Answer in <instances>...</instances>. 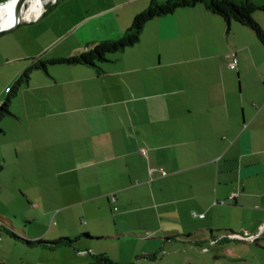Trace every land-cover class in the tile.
Segmentation results:
<instances>
[{"label": "crops", "instance_id": "0c3cea01", "mask_svg": "<svg viewBox=\"0 0 264 264\" xmlns=\"http://www.w3.org/2000/svg\"><path fill=\"white\" fill-rule=\"evenodd\" d=\"M136 1H59V17L42 25L45 10L10 31L0 47V104L29 78L0 120V173L19 170L10 183L28 202L80 197L88 217L101 209L113 218L112 239L146 243L133 261L106 253L117 263L264 264V46L251 28L197 4L149 21L137 44L101 68L11 64L25 51L41 54L30 53L34 41L56 43L39 57L48 60L120 38L143 11L128 7ZM75 8L94 13L73 18ZM254 18L264 29V11ZM67 25L69 43L58 49L56 30Z\"/></svg>", "mask_w": 264, "mask_h": 264}, {"label": "rangeland", "instance_id": "374dc122", "mask_svg": "<svg viewBox=\"0 0 264 264\" xmlns=\"http://www.w3.org/2000/svg\"><path fill=\"white\" fill-rule=\"evenodd\" d=\"M120 1L123 0H106L107 5H109V3H117ZM43 2V11H50L41 21V24L45 25L55 16H60V9L58 5L56 6L52 4V0H43ZM151 2L152 0H137L131 5H128V7L130 6V8H134L135 10L140 12L148 8ZM63 3H65V0H60L59 4ZM50 4L52 5L48 6ZM26 7H29V5L27 4ZM56 10L58 11V13L57 15H54ZM74 11L77 12L78 16L76 13H74L72 17L77 19L81 17H89L94 13V10L86 8L79 10V13L76 8ZM118 14L119 13H117V15ZM133 18L131 22H133ZM120 19L121 22H124V15L121 16ZM66 27L69 26L67 25L63 27L64 29L59 28V30H56L57 33L63 34L61 40L62 44L58 46V49L65 48L69 43V40H67L69 32H65ZM22 28H29L28 30H30L34 27L25 26ZM55 29H57V27ZM10 34L11 32L9 31L0 35V47H5V40H7ZM28 44L29 42L26 43V47L28 46ZM42 45V41H40L39 43L34 41V47H32V49L35 50H30V53L41 54L33 56L35 58H27L28 53L27 51H25L24 57L26 60L24 62L11 64L19 65L22 63L28 65L33 60H38L39 57H42L43 54L45 55L46 52V55L48 57L49 55L51 56V54H53V51L55 50L54 48H56V43H52L49 46V42L47 40H45L44 42V47L39 48ZM36 47H38V50L36 49ZM45 59H47V57H45ZM232 77L234 78L233 80H236L237 76L235 77V75H232ZM10 136L11 135L7 137V140H10L12 138ZM4 154L5 150L0 147V169L3 166L2 157ZM8 155L10 157V162L12 163L15 152L9 150ZM18 173L19 170L14 166L13 168L10 167V164L8 165L7 170L0 173V182L4 184L8 189L5 192L0 191V224L1 222H3L8 230L13 231L19 237V239H17L13 237L8 231H2V237L0 239V264H90L91 259L93 258V253H108L114 260L120 258L124 261H133L134 258L137 257L135 255H139V251L147 248L145 242H140L136 239L129 238L122 239L121 241L112 239V237L116 236V230L112 223L113 218H110L107 221L103 220L105 216L104 211L101 209H95V213L92 216L88 217L86 213L83 212V208H87V205H81V203L78 202L80 197L63 202L58 197L55 200L53 197L48 196L42 200L40 199L39 202H34V200L32 202H28L27 199L22 195V193L20 194L17 184L10 183L12 181L11 177L18 176ZM48 188L41 186L40 191L44 194V191L48 192ZM34 203H39L40 207H36ZM67 204L71 205L69 207H64ZM194 216L198 217L199 215L196 214ZM185 219L191 221L188 223L195 224L191 218H183V221ZM183 224H187V222H183L182 224L179 223V225ZM169 225L172 226L171 223ZM175 225H177V223ZM121 227L122 229L129 228L124 225H121ZM85 233H88L93 238L99 237L104 239L99 241H90L86 240V238H81L79 241H76L74 243L73 247L61 246L56 250L42 247V245L30 246L23 240L25 238H31L43 239L45 241L52 242L58 240L61 237L74 239L75 237ZM83 249H89L92 250V252L82 254L79 251ZM181 257H183V255H181ZM147 263L152 264L151 260H147L146 264ZM155 264L161 263L157 262Z\"/></svg>", "mask_w": 264, "mask_h": 264}, {"label": "trees", "instance_id": "16d2710c", "mask_svg": "<svg viewBox=\"0 0 264 264\" xmlns=\"http://www.w3.org/2000/svg\"><path fill=\"white\" fill-rule=\"evenodd\" d=\"M8 0H0L5 2ZM60 0H57L59 2ZM55 3V5L57 4ZM197 4H202L211 11L212 13L221 16L228 26L232 23H239L241 25L251 28L256 34L260 43L264 46V29L255 20L254 14L257 11H264V3H259L255 0H152L148 8L140 12L134 18L131 26L124 32V34L117 39H108L100 41L95 47L89 50L66 57L51 58L43 60V58L35 60L30 67L32 68H47L48 64H83L92 65L99 67V64L109 61L108 56L111 54H117L122 52L127 47L134 46L140 39L145 25L156 17H161L174 13L176 10L181 8L194 7ZM29 73L26 71L23 76L16 82V85L12 86V90L8 94V98L0 105V120L8 114L10 111L11 97L17 93V89L28 81ZM0 131L2 129L0 128ZM0 239L2 237V231H8L13 237L19 239V237L11 230H8L6 225L1 222L0 224ZM81 238H86L90 241H99L104 238H93L88 233L81 234L74 239L70 238H59L56 241L48 242L43 239H23L30 246H41L47 247L51 250H56L61 246L73 247L76 241ZM75 248V247H74ZM92 264H121L117 263L106 254H93Z\"/></svg>", "mask_w": 264, "mask_h": 264}, {"label": "bare ground", "instance_id": "6f19581e", "mask_svg": "<svg viewBox=\"0 0 264 264\" xmlns=\"http://www.w3.org/2000/svg\"><path fill=\"white\" fill-rule=\"evenodd\" d=\"M15 2L16 0H11L9 2L0 4V28L7 27L12 23L13 18L11 15ZM27 4L29 7H26L23 13V17L25 19H35L44 9L43 0H28Z\"/></svg>", "mask_w": 264, "mask_h": 264}, {"label": "water", "instance_id": "95a60500", "mask_svg": "<svg viewBox=\"0 0 264 264\" xmlns=\"http://www.w3.org/2000/svg\"><path fill=\"white\" fill-rule=\"evenodd\" d=\"M9 1L11 0L1 2V3H6ZM27 3H28V0H16V2L14 3L12 15H11L13 18L12 23L7 27L0 28V35L13 30L14 28L18 27L21 24H25L26 22H28V19H25L23 17L24 9L26 8Z\"/></svg>", "mask_w": 264, "mask_h": 264}, {"label": "built area", "instance_id": "2783aa9c", "mask_svg": "<svg viewBox=\"0 0 264 264\" xmlns=\"http://www.w3.org/2000/svg\"><path fill=\"white\" fill-rule=\"evenodd\" d=\"M56 2H57V0H53L52 4H55ZM231 57L234 58V61L230 64V67H231L232 69H236L237 66H238V61H237V59H236V54H235V53H232ZM11 90H12V87H9V88L7 89V92L9 93ZM0 105H1V104H0ZM194 215H196V214H194ZM200 217H204V215H200ZM233 237H234V238H235V237H236V238H241L242 236H241V235H233Z\"/></svg>", "mask_w": 264, "mask_h": 264}]
</instances>
